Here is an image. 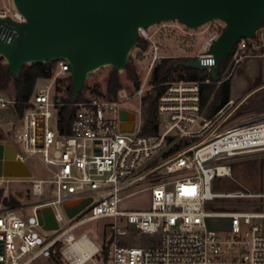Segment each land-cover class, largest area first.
Returning <instances> with one entry per match:
<instances>
[{
    "label": "built area",
    "instance_id": "obj_1",
    "mask_svg": "<svg viewBox=\"0 0 264 264\" xmlns=\"http://www.w3.org/2000/svg\"><path fill=\"white\" fill-rule=\"evenodd\" d=\"M8 16L26 20L14 4L0 10V17ZM224 26L219 19L199 27L173 19L140 27L139 42L129 59L144 69L146 83L133 94L122 88L114 99L66 102L59 97L58 102L57 81L70 76L65 58L55 60L58 69L50 76L36 79L21 116L23 129L13 141L0 137V144L13 145L17 161L26 163L40 155L46 175H0L1 189L8 192L11 183H31L37 198L19 206L0 203V264H32L40 257L51 258L50 264H59L57 259L62 264H264V228L257 221L264 218V211L209 207L220 198L248 196L243 191L216 192L213 185L217 178L232 175V159L264 151V114L226 125L244 103L231 99L209 116L201 105V85L212 81L208 68L211 76L204 80L162 82L163 89L157 93L159 128L155 133L145 131V96L148 90L153 95L156 90L151 83L155 68L167 58H200L203 64L214 65L209 49ZM17 36L11 25L0 24L2 41L13 42ZM253 55L264 56V26L254 38H243L235 45L223 79ZM16 104V99L0 90L1 107ZM67 104L74 107L75 117L70 130L63 133L59 109ZM123 110L129 114L125 120ZM171 142L181 147L165 151ZM142 192L150 193L149 208H124ZM86 199L87 205L70 217L65 206ZM48 206L54 211L57 229H45L40 223L38 212ZM100 219L108 220L105 225L110 231L101 247L88 233L73 232ZM212 219H219L221 225ZM65 222L68 226L62 228ZM41 230L55 234L44 236ZM84 236L89 244H83ZM143 237L149 241L143 242Z\"/></svg>",
    "mask_w": 264,
    "mask_h": 264
},
{
    "label": "water",
    "instance_id": "obj_2",
    "mask_svg": "<svg viewBox=\"0 0 264 264\" xmlns=\"http://www.w3.org/2000/svg\"><path fill=\"white\" fill-rule=\"evenodd\" d=\"M26 20L0 17L18 32L13 42L0 39V53L10 71L19 76L25 64L65 58L72 77V101H76L90 74L103 66L118 71L126 69L130 54L138 44L140 27L177 19L189 27H199L213 20L225 26L209 49L214 65L200 58L184 60L187 66L210 69L216 82H221L220 66L230 57L243 38H254L264 26V0H13ZM158 91H154V98ZM58 102L62 99L58 98ZM129 114L123 110L122 119ZM124 128H129L126 123ZM43 141V117H39L38 145ZM13 145L0 144V175L29 177L30 169L15 160ZM7 160L4 162L2 159ZM89 199L65 206L70 217L83 209ZM45 229L59 227L51 207L38 212Z\"/></svg>",
    "mask_w": 264,
    "mask_h": 264
},
{
    "label": "rangeland",
    "instance_id": "obj_3",
    "mask_svg": "<svg viewBox=\"0 0 264 264\" xmlns=\"http://www.w3.org/2000/svg\"><path fill=\"white\" fill-rule=\"evenodd\" d=\"M13 0H0V10H4L6 7L12 6ZM205 37H202L196 47V51L201 46V43L204 41ZM176 59V58H175ZM130 60V59H129ZM131 61V60H130ZM132 62V61H131ZM133 63V62H132ZM0 64H7V60L5 57L1 56L0 53ZM134 64V63H133ZM53 71L58 69V62H53ZM137 74L139 76L140 85L145 84L146 72L144 69L137 67L134 64ZM230 66V62L226 67V71L224 76L228 75V68ZM262 68V62L255 58H245L241 61L238 69H242L246 71L248 77L257 76ZM112 71L111 66H103L100 69L92 72L88 79L85 81L84 86L82 88V96L84 98L88 97H106L109 99H114L117 97L118 92L125 88L131 94L135 93V81L133 78L129 76V72L127 69L123 71H119L120 79L122 82V87L118 90L117 94H110L108 91V84L110 73ZM238 74V73H237ZM237 74L235 75L233 82L236 80ZM67 76L59 77L54 94L56 96L62 97L68 101L71 96L66 91H59L57 89L58 86H61L64 90V87L68 83L66 80ZM60 79L63 81L59 82ZM255 82V80L253 81ZM12 99H16L15 97V89L12 83H10L9 88L7 90H2ZM244 91H241L238 87H234L231 98L234 100L240 101L239 99ZM150 92L147 91L146 95ZM145 112L147 111L148 101L145 100ZM17 105V104H16ZM8 106L1 107L0 106V137H4L9 141H13L14 134L23 129V121L21 120V114H19L17 107ZM71 105V104H67ZM72 106V105H71ZM259 114H264V87L258 89L254 92L250 97H248L244 103L240 106L236 114L226 123V125H231L234 122H238L241 119L249 116H255ZM12 130H14L13 133ZM174 142H171L167 149H170L173 146ZM162 158H158L161 160ZM232 164V175L229 177H221L217 178L214 185L213 191L216 192H226V191H243L247 193L248 196L245 197H237V198H220L224 199L226 202V208L237 209V208H245L253 211H264V151L260 153L243 155L240 157H236L231 160ZM26 165L30 169L32 175L31 177L41 178L46 175V170L44 168L43 161L40 155H35L26 161ZM31 183H11L9 191L6 192V189H3V192L0 194V203L5 202V200L12 204L13 206H19L20 204H29L37 198L33 196L31 193ZM150 193L142 192L131 197L125 204L124 208L127 209H136L142 208L146 209L150 207ZM29 212V208L27 209V213ZM107 219H100L96 221H91L83 226L75 229L73 232L76 235H80L83 232L88 233L90 238L95 242L96 245L102 246L105 240L109 237L110 231L105 225ZM212 221H218V224L221 225V221L219 219H212ZM262 224L264 228V218L257 220ZM72 223L73 221H69ZM69 223V224H70ZM62 228L68 226V224L62 223ZM44 236L54 235V231L49 230H41ZM143 242H148L147 237L141 238ZM143 244V243H142ZM145 244V243H144ZM143 244V245H144ZM53 263L51 258L40 257L32 264H50ZM92 264V263H89Z\"/></svg>",
    "mask_w": 264,
    "mask_h": 264
},
{
    "label": "trees",
    "instance_id": "obj_4",
    "mask_svg": "<svg viewBox=\"0 0 264 264\" xmlns=\"http://www.w3.org/2000/svg\"><path fill=\"white\" fill-rule=\"evenodd\" d=\"M184 58H167L164 59L154 70L151 83L155 85V89L161 93L163 87L160 85L162 82L173 79H206L210 77V73L207 70L187 66L184 64ZM231 60V56L222 60L220 66L221 79L226 71ZM53 62H35L32 64H25L19 76H14L9 68L8 64H0V90H7L10 83L13 84L15 89V97L17 100V110L19 114L23 115L25 108L28 106V100L33 92L35 81L40 76H50L53 73ZM126 69L129 72V76L134 79L135 87H140V80L137 74L134 64L129 60ZM68 83L64 87L58 86L59 91H66L71 98L68 101H72L73 95V82L72 77L67 76ZM63 79H60L59 82ZM231 79H223L221 82L212 81L210 83H203L201 85V105L206 108L207 114L212 116L216 113L225 103L231 100ZM122 87L119 71L112 67L110 73L108 91L110 94L116 95L118 90ZM59 98V96H57ZM62 98V97H61ZM63 101H66L62 98ZM82 91L80 92L77 100H82ZM145 100L148 101V107L146 111V126L145 131L149 133H155L158 130L157 116H158V97L154 98L152 93L145 96ZM75 117V109L71 105H62L59 109V127L61 132L65 133L70 130L72 121ZM173 140V138H170ZM181 147V143H174L169 152L178 150ZM3 189L0 188V194ZM6 203H8L5 200ZM12 205V204H11ZM209 207L214 210L226 209V202L224 199H217L213 201ZM58 260L59 264L62 262Z\"/></svg>",
    "mask_w": 264,
    "mask_h": 264
},
{
    "label": "crops",
    "instance_id": "obj_5",
    "mask_svg": "<svg viewBox=\"0 0 264 264\" xmlns=\"http://www.w3.org/2000/svg\"><path fill=\"white\" fill-rule=\"evenodd\" d=\"M246 58H255L258 59L259 61L262 62V68L260 73L256 76H254L253 78L250 76H247L246 71L242 70V69H238L237 72V67L234 70V72L232 73V75L229 77L231 79V94L233 91L234 87H238L241 91H244L243 94L241 95V97L239 99L242 100H246L248 97H250L254 92H256L258 89L264 87V56H249ZM245 59V58H244ZM238 73V74H237ZM237 74L236 80L233 82V79L235 77V75ZM255 80V82H253ZM233 99V97L231 98Z\"/></svg>",
    "mask_w": 264,
    "mask_h": 264
},
{
    "label": "bare ground",
    "instance_id": "obj_6",
    "mask_svg": "<svg viewBox=\"0 0 264 264\" xmlns=\"http://www.w3.org/2000/svg\"><path fill=\"white\" fill-rule=\"evenodd\" d=\"M81 240H82L83 244H85V245L90 243V239L87 236H84Z\"/></svg>",
    "mask_w": 264,
    "mask_h": 264
}]
</instances>
